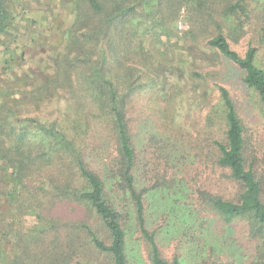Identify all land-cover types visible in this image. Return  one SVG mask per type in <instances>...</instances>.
<instances>
[{"label": "trees", "instance_id": "1", "mask_svg": "<svg viewBox=\"0 0 264 264\" xmlns=\"http://www.w3.org/2000/svg\"><path fill=\"white\" fill-rule=\"evenodd\" d=\"M71 1L74 18L65 32L66 48L55 56L54 76L36 86L0 87V171L14 183L13 201L19 189L27 190L25 212L48 238L28 264H184L177 253L167 254L158 230L149 227L152 197L161 188L177 195L171 207L177 230L189 232L210 216L227 227L244 223L251 248L247 264H264V25L258 40L242 37L250 1L221 7L218 0ZM185 6L195 10L203 36L215 26L207 47L238 71L247 101L225 84H210L213 74L225 78L228 68L193 71L194 79H174L168 87L172 76L166 71L176 74L172 64L179 53L161 34ZM9 8V0H0V33L11 22ZM185 33L192 40L198 36ZM240 37L248 40L242 47ZM187 91L216 93L198 124L194 156L202 174H218L222 187L233 185L231 195L206 184L196 188L171 155L161 152L153 155L164 159L158 162L165 164L163 171L139 176L132 108L142 99L156 133L170 132ZM59 100L63 108L50 111ZM93 151L96 163L89 158ZM184 197L193 210L183 205ZM17 261L4 259L0 248V264H25Z\"/></svg>", "mask_w": 264, "mask_h": 264}, {"label": "rangeland", "instance_id": "2", "mask_svg": "<svg viewBox=\"0 0 264 264\" xmlns=\"http://www.w3.org/2000/svg\"><path fill=\"white\" fill-rule=\"evenodd\" d=\"M229 1L236 0H218L219 6ZM248 1L251 3L252 11L250 20L246 21L242 37L247 36L256 41L259 39L261 26L264 25V0ZM71 2V0H9V9L12 11L11 22L7 30L0 33V87L4 86L10 90L21 86L23 88L36 86L54 76L55 56L66 48L65 32L74 18ZM173 21L167 31L161 34L164 43L174 47L179 53H177V62L172 64L176 74L172 72L173 69L165 70L172 76L166 80L168 83L171 79L167 84L168 87H172L171 84L175 83L174 79H179L178 81L183 83L190 81V76L194 79L191 74L193 71L220 72L228 68L225 78L213 74L215 78L210 80V84L215 82L225 84L234 96L247 101L245 91L238 79V71L229 68L219 54L207 47L208 37L215 35V26L210 25L207 30L211 34L203 36L196 20L195 10L190 6L181 8ZM204 26L207 28V25ZM188 29L197 33L198 36L195 38L197 41L186 35ZM227 31L223 26V32L227 34ZM242 37H240L241 47L248 41L243 40ZM215 96V92L213 94L198 91L184 93L179 101L182 111L179 116H175L174 130H171L173 133L164 131L159 135L156 133L158 125L152 119V111L143 108L142 99L138 101V104L132 108L131 115L136 151L140 159L141 179H145L149 173L150 177L155 176L158 168L163 171L165 164L158 162L163 163L164 159L155 156L154 153L161 152L165 156L171 155L173 159H175L174 155L179 158L178 162L171 159L172 163L180 166L184 174L188 173V179L192 180L196 188L198 185L206 184L208 188L219 187L218 191L222 194L233 193L232 184L223 183V187L218 185L217 181L224 182L217 177L218 174L214 176L202 174L203 165L199 157L194 156L197 150L193 145L199 143V131L202 129L198 124L203 121L204 109H208L216 102L217 96ZM203 99L205 100L201 102ZM63 101L53 103L50 111L57 112L58 109L63 108ZM251 125L252 129L256 128L253 123ZM89 158L94 160V151ZM94 162L96 163L95 160ZM176 166L174 171H178ZM13 184L10 174L2 175L0 171V248L4 253V259L8 262L18 260L17 263L28 264L29 261L34 263L39 245L45 240L48 241V238L38 233L31 216L25 212L27 190L19 189L20 196L17 197V201L12 200L11 193L15 189ZM176 197L172 190L165 191L161 188L152 197L153 208L149 209L151 216L149 227L158 230L159 240L163 243L167 254L177 253L184 264H200L204 259L224 261L226 264L248 263L251 248L244 223L227 227L220 220L210 216L211 219L207 224H202L201 221L193 225L189 232L183 229L177 230L178 223L172 221L178 217H175L176 213L171 208ZM182 203L188 205V211L193 210L190 197H184ZM179 207L177 206L178 209ZM163 213L168 214L164 217ZM166 230L171 233H167ZM208 230L211 232L209 233Z\"/></svg>", "mask_w": 264, "mask_h": 264}]
</instances>
